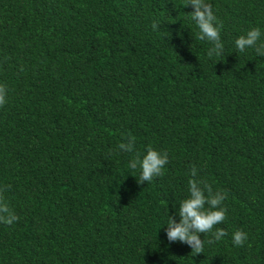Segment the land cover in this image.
<instances>
[{
	"label": "trees",
	"instance_id": "obj_1",
	"mask_svg": "<svg viewBox=\"0 0 264 264\" xmlns=\"http://www.w3.org/2000/svg\"><path fill=\"white\" fill-rule=\"evenodd\" d=\"M207 2L211 58L185 0H0V189L19 216L0 264H264V56L234 43L264 33V0ZM149 145L168 163L138 183ZM193 166L227 193V235L201 233L200 254L166 236Z\"/></svg>",
	"mask_w": 264,
	"mask_h": 264
},
{
	"label": "clouds",
	"instance_id": "obj_2",
	"mask_svg": "<svg viewBox=\"0 0 264 264\" xmlns=\"http://www.w3.org/2000/svg\"><path fill=\"white\" fill-rule=\"evenodd\" d=\"M187 6H191L193 9L187 15L199 29L198 39L207 40L213 45L207 53L208 57L222 55L224 49L221 42L223 23L218 21L212 5L207 0H185L183 7ZM159 26V22L154 21L152 24L154 30L159 29ZM262 37H264V33L261 29L252 27L246 34L238 36L234 43L239 52L253 48L258 56H264V39ZM6 96L7 88L0 84V107L7 102ZM135 143V138L128 136L124 142L118 145V149L122 152L133 153ZM167 163V153H162L149 145L142 157L136 153L135 157L130 160L129 167L136 169L139 166L140 177L137 182L144 183L163 175V169ZM190 176L189 195L180 202L179 210H175V215L179 216V222L169 215L166 236L169 242L178 241L187 244L192 249V253L200 254L203 253L205 245V240L201 239V233L211 234L212 238L208 240V243L219 241L227 235L223 228L215 227L226 219L227 209L223 206V202L227 199V193L222 190L214 191L210 183L197 178V169L194 166L190 170ZM4 191L0 189V223L10 226L19 220V216L9 207L3 195ZM232 239L235 246H243L248 240V235L238 229L233 233Z\"/></svg>",
	"mask_w": 264,
	"mask_h": 264
}]
</instances>
